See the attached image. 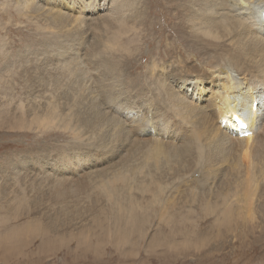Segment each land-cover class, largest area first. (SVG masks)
<instances>
[{
  "label": "bare ground",
  "instance_id": "1",
  "mask_svg": "<svg viewBox=\"0 0 264 264\" xmlns=\"http://www.w3.org/2000/svg\"><path fill=\"white\" fill-rule=\"evenodd\" d=\"M45 1L47 4L50 1L52 6L49 8L54 9L55 5L56 9L53 13L57 15V19L63 20L74 16L77 11H80L79 14H86L92 12L89 10L91 8L97 11L102 6L104 10L108 5L105 10L109 11L103 16L107 40L102 42L99 39L96 54L92 55L93 52H89L93 59H101L93 63L104 70L103 74L112 67L104 53L116 50L115 45L118 40L116 38L129 24L125 13L142 7L141 0H98L100 1L98 5L90 3L88 9L78 7L77 3L68 5L66 0ZM42 3L44 0H38L34 3V7L42 9L46 5ZM178 7L181 11L180 19H182L178 22L179 24L175 22L176 27L179 28L178 33L183 31L180 24L185 25L187 30L180 35L176 33L179 38L175 41L176 44L174 42L171 44L173 46L174 44L187 45L189 59L182 55L183 51L177 46L164 49L168 57L172 56L171 59H167L170 63L161 62L163 63L161 68L160 62L155 66L152 65V72L155 73L154 80L151 83L149 81L148 92L137 93L139 97L146 96L141 98L140 103L134 99V95L129 96V94L128 97L126 95L125 101L124 98L121 101L118 98L107 100L101 91L104 108L100 110V105L95 104L94 110L83 109L82 102L86 98L83 92L89 85L84 78L89 79V69L80 65L79 60L83 57L75 49L72 43L74 41H68L51 57L50 69H53L51 65H57V69L60 67L66 78H69V86L75 85L74 89L80 87L82 97L75 94V99H72L73 105L68 106L67 111L63 108L61 115H58L56 105H50L45 113L33 112L34 117L31 123L45 126L43 128L56 125L55 127L65 131H79L81 127L89 131L98 130L102 126L101 122L97 123L88 116L90 112L96 115H100L101 112L103 119L114 123L115 128L125 130L126 140L130 139V149L126 148L128 152L112 164L114 167L111 170L108 166H95L96 168L83 171V164L90 160H81L76 155L68 159L67 169L52 176L47 183L45 182L44 187H38L41 193L35 195V198L37 195L40 197L45 195L51 202H63L61 210L65 215H74L81 210L78 202L70 203L73 197L76 200L87 198L95 201L94 207L97 208L98 214H106L108 204H117L114 207L115 222L118 226H125V228L119 227L109 233L103 231L100 241L111 243L122 255H126L129 248L139 251L142 246L149 255L158 256V249L168 255L177 251L180 244H193L192 246L198 248L207 246L211 241V247L215 246L213 250L217 251L218 244L222 242L223 247L229 246L235 239L238 242L240 240L241 251H247L244 246L250 244L248 237L255 234L258 224L260 228L264 226V184L261 186L263 191L258 186L251 187L248 177L252 176L251 180H262L264 183V17H262L264 0H179ZM121 8H123L122 16L116 14V11ZM164 9L166 10V7ZM61 43L53 47L52 51L57 50ZM100 49L103 55L98 51ZM132 51L135 53V47ZM177 53L179 55H176ZM197 54L200 58L206 57L205 61L201 64L200 59H194V62L190 63L191 57L195 58ZM158 55H161V52ZM45 71L46 69L43 72ZM51 75H49L50 78ZM57 77L56 82H59ZM101 77L98 76L99 80L97 78V83L100 85ZM124 92L123 95H125ZM112 95L117 96L113 93ZM94 96L95 92L92 97ZM86 113L88 116H85ZM43 116L46 117L43 118ZM75 117H78L77 125L72 124ZM22 121L15 122L24 127ZM99 134L96 136L99 140L98 144H102L100 140L102 138L106 142L105 145L112 146V139H107L109 136L102 137ZM93 137L95 136L92 135L91 138ZM90 142L94 143L95 140L92 139ZM192 158L197 167L194 173L202 171L195 180H216V176L212 178L210 176L220 175V180H236V187L241 191H232L231 188L229 192L218 196L220 203L211 198L204 199L200 205L193 203L176 205L169 203L166 197L163 199L166 191L162 180L170 179L172 172L182 173L181 175L184 176L189 171L186 163ZM176 167H178L177 170ZM75 176L77 179L74 178ZM78 177L82 179L78 180ZM181 178L183 177L178 176V179ZM129 180H142V184L135 187L131 181L128 182ZM254 183L259 184L256 181ZM35 184L38 183H34L33 186ZM0 189L1 199H7V203L1 204L0 208L14 216L13 218L0 216V255L2 257L8 258V253L21 249L32 235L34 238L43 239L44 247H53L54 243L60 241L56 242L55 239H61L59 246L65 244L68 235L62 236L52 221L46 224L47 219L27 221L21 225L12 224L13 227L10 228L8 220L14 219L15 222L22 213L20 206L24 205V190L21 188L17 196L8 198L6 183ZM138 197L142 199L138 200ZM155 206H158L157 212H154ZM111 207L113 209V206ZM150 210L154 213H148ZM195 214L203 217L205 222L209 219L210 223L198 225L191 219ZM143 215L146 216V220H142ZM151 216L160 217L161 221L155 233L152 234L151 240L149 237L148 242L144 244L142 242L147 235L146 225ZM128 225L132 227L128 228ZM202 227L209 229L210 232H201V234L197 229ZM49 232H53V238L48 236ZM106 233H108L107 240L104 239ZM261 237L264 241V237L258 235L250 245L254 246L253 242L260 245L263 242L260 240ZM76 238L77 249L81 248V243H84L85 248L90 246L84 233L80 232ZM234 247L232 246L233 249ZM212 248L205 251L207 256L215 253ZM129 253L137 254L133 251ZM190 253L193 254V252ZM260 263L264 264V262Z\"/></svg>",
  "mask_w": 264,
  "mask_h": 264
},
{
  "label": "rangeland",
  "instance_id": "2",
  "mask_svg": "<svg viewBox=\"0 0 264 264\" xmlns=\"http://www.w3.org/2000/svg\"><path fill=\"white\" fill-rule=\"evenodd\" d=\"M37 1L0 0V187L6 183L8 198L17 196V193L22 190L21 188H23L25 194L24 197L22 196L25 201L24 205L20 206L22 212L19 215L20 218H17L15 222L14 219H9L8 226L11 225L10 228L15 224L21 225L27 221L37 219L45 221L47 219L45 223L52 221L57 226V230H60L62 236L64 234L68 235L66 236L68 240L63 246H59L60 244L58 243L61 239H55L56 242L60 241L54 243L53 247H44L42 245L43 239L41 240L40 237L34 238L32 235L29 240L27 238V243L21 249L19 248L14 253H8V258L0 255V264H261L260 262H264V241L262 237L260 240L263 242L259 241L260 245L254 242L252 243L254 246L250 245L256 236L262 235L264 237V226L260 228L259 224L257 225L258 229L255 230V234L252 236L253 238L248 237L250 244L244 246L247 251H241L242 244L240 240L238 242L235 239L234 242H232L233 240L230 242L231 245L229 244V246L225 247H223L221 242L217 245V251L213 250L215 246L211 247V241L207 246H199L198 248L192 246L193 244H187L190 246L180 244L177 251L173 254L168 253V255L164 254V252L162 253L160 249H158V256L149 255L148 252L144 251L143 246L139 251L135 248H129L128 253L122 255L120 251L115 250L111 243L100 241L103 231L109 233L119 227L121 229L125 228V226H118L115 222L116 210L114 207L117 204H108L107 213L98 214L97 208L94 207L95 201L87 198L76 200L73 197L70 203L76 204L78 202L81 210L74 215H65L61 210L63 202H51L50 198L48 196L46 198L45 195L42 197L37 195L35 198L36 194L41 193L38 187H44L45 182L47 183V180L52 176L67 169L69 158L77 155L81 160L89 159L88 163L83 164V171H87L89 168L107 166L111 170L114 167L112 164H115L130 149V139L126 140L125 130L115 128L114 123L102 118L101 112L100 115L92 112H90L89 116L87 113L85 114V116L96 120L97 123L101 122L102 126L100 129L94 131H89L83 127L79 131H65L62 128L55 127L56 125L43 128L45 126L31 123L34 117L33 112L45 113L50 105H56L58 107V115H61L63 108L64 111H67L73 105L72 99H75V94L82 97L80 87L76 89H74L75 85L70 87L68 84L69 78H66L60 67L57 69V65H51L53 69H50L51 57L61 50L65 42L74 41L72 43H74L75 49L84 58L79 60L80 65L85 69H89L88 76L90 80L84 78L87 80L86 84H89L85 90L86 92H83L86 95V101L82 102L84 103V105L82 104L83 109L88 111L90 109L94 110L93 106L95 104L100 105V110L104 108L105 103L102 99L101 91H103L107 100L118 98L121 101L124 98L125 101L129 94V96L134 95V99L140 103L142 101L141 98L146 96L139 97L137 93L148 92L150 90L149 81L151 83L154 80L153 75L155 73L152 72V65L155 66L158 62L170 63L167 59H171L172 56H167V53L164 52L166 48L177 46L183 51L182 55L189 59V52H187L189 47L184 44L175 45V41L179 38L178 35L187 30H185V25L180 24L183 27V31L178 33L179 28L175 25V22L178 23L182 20L180 19L181 11L178 7L179 0H141V8L125 13V18L129 24L116 38L118 39L115 45L116 50L113 49L109 53H104V55L106 54V59L112 64V67L104 73L106 75L103 74L104 70L101 67L93 63V61H100L101 59H93L89 52H93L92 55L96 54L95 51H97L99 39L102 42L107 40L104 33L105 23L103 22V16L109 11L105 10L108 5L105 6L104 10L102 6L97 11L91 8L89 10L92 12L86 14H79L80 11H77L74 16L63 20L57 19V15L53 13L54 9H56L55 5L54 9L49 8L52 6L50 1L47 4V1L44 0L45 9H36L34 3ZM99 2L98 0H66L68 5L77 3L78 7L82 9L90 8L88 6L90 3H97L98 5ZM165 7L166 10L164 9ZM122 13L123 8L116 11L118 15L122 16ZM167 15L168 18H166ZM73 23L74 26H72ZM171 42L175 43L174 46ZM60 43L61 46L57 50L54 49L52 51L53 47ZM88 44L90 45L88 46ZM134 47L136 49L135 53L132 51ZM101 49L98 51L103 55ZM159 52H161L162 56L158 55ZM176 55H179V53ZM156 58L160 60L158 61ZM205 58H200V55L197 54L195 58L191 57L192 61L190 63L194 62V59H200L202 64ZM54 62L51 63L54 64ZM40 69L43 70L41 71ZM45 69L46 71L43 72ZM39 70L40 72H38ZM51 74L54 75L52 76ZM49 75H51V78ZM98 76H102L101 85L97 83ZM56 77L59 82H56ZM122 91H125V95H123ZM94 92L95 96L92 97ZM189 92L191 91L189 90ZM112 93L117 96H113ZM45 117L43 116V118ZM74 119L72 124L77 125L78 117ZM17 120H23L24 127H21L18 123L16 124L15 121ZM98 134L102 137L104 135L106 137L109 136L107 139H112V146L105 145L106 142L102 138L100 139L102 144H98L99 140L96 138ZM92 135L95 137L91 138ZM92 139L93 141L95 140L94 143L90 142ZM95 161H98V163H95ZM186 164L189 171L184 176L181 175L182 173L174 174L172 172L170 179L162 180L166 191L163 199L166 197L171 204L193 203L194 205H200L204 199L211 198V200L220 203L218 196L229 192L231 188L232 191H241L236 187V180H220V175L210 176V178L216 176V180H195L202 171L194 173L197 167L193 158ZM177 169L178 167H176ZM178 176L183 178L178 179ZM248 177L251 187L255 188L258 186L263 191V188H261L264 184L262 180L253 181L251 180L252 176ZM74 178L77 179V176ZM80 179L82 178L78 177V180ZM33 181L38 184L33 186ZM130 181L135 187L142 184V180H129L128 182L130 183ZM255 181L259 184L254 183ZM1 198L2 194L0 192V205L7 203V199L2 200ZM141 199L142 197L140 199L138 197V200ZM9 201L11 202V199ZM92 202L93 205H91ZM111 206H113V209ZM158 206H155L154 212L159 210ZM151 212L153 210L148 211V213ZM1 215L9 218L14 217L0 208ZM142 218V220H146V216L143 215ZM191 219L198 225L210 223L209 219L205 222L204 218L197 214L193 215ZM160 221V217L151 216L149 223L146 225L147 235L142 243H147L149 237V240H151L152 234L155 233ZM131 227V225H128V228ZM197 231L200 233L210 232L209 229L204 227L197 229ZM80 232L86 235L87 242L90 245L87 247L88 249L85 248L84 243H81V248L77 249L78 240L76 237L80 235ZM108 233L104 235V239L107 238ZM53 235V232L48 233L50 238H53ZM232 246H235L234 249ZM211 248L215 253L207 256L205 251ZM130 251L137 254L132 255L129 253ZM190 252H193V254ZM202 253L203 255H200Z\"/></svg>",
  "mask_w": 264,
  "mask_h": 264
}]
</instances>
